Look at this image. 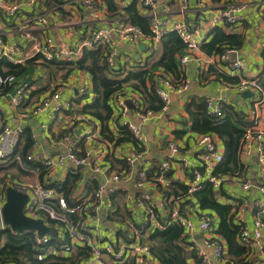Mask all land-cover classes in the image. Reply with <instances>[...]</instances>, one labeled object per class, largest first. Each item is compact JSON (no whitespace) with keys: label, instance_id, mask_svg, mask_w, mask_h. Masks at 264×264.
Wrapping results in <instances>:
<instances>
[{"label":"built area","instance_id":"built-area-1","mask_svg":"<svg viewBox=\"0 0 264 264\" xmlns=\"http://www.w3.org/2000/svg\"><path fill=\"white\" fill-rule=\"evenodd\" d=\"M127 1L119 0V3L125 4ZM36 2L37 0H0V12L7 19H10L15 16L18 9L22 6L32 7ZM79 2L83 9H86L88 16L93 22L101 23L106 21V24H99L98 26L96 24L91 29L86 30L83 36L72 44L56 42L52 36L44 35L29 56H22L19 44L15 41L4 40L0 34V58L3 57L13 64H24L26 59L35 55L40 56L44 60L76 61L82 56L84 49L109 42L111 52L108 54L107 62L113 66L116 55V39L113 38L114 35L117 39L132 45H137L143 40L157 44L163 33L175 31L185 44L184 50L177 58L179 69L184 76L177 83H174L172 77L161 68L154 71L156 80L155 92L162 101L161 108L158 111L144 109L139 95L133 91H129L127 95L133 101V107L129 108L125 103L126 88L122 91L117 90L110 99V103L114 107L113 118L116 120L120 118V123L129 129L133 137L142 146L147 142V136L140 125L128 119L129 112L140 123L165 113L170 104V94L174 92L180 94L189 88L190 80L186 74L188 64L193 62L198 68H201L209 61L194 54L196 50H199L202 40L197 34L196 25L185 19L190 1L177 0L179 4L177 14L181 18L170 19L161 14L162 11L156 0H138L140 8L151 17L150 35H144L137 26L122 20H106L105 8L101 0H79ZM196 4L200 11L205 10L204 13L207 14L206 17L199 19L201 23L205 22L209 27L213 28L217 25H235L240 19V13L247 8L248 1L239 0L228 3L214 9L210 14H208L209 11L204 4V0H196ZM163 8L166 13L171 10L170 4L167 2L163 5ZM69 9L76 11L75 7L69 6ZM50 17L43 14L34 15L31 20L32 28L20 30L22 39L26 42L33 40L34 35L31 30L48 26ZM225 57L226 54H223L219 59H224ZM229 68L233 72L242 68L241 60L237 59L231 62ZM35 80L34 76L27 79L18 78L13 74L0 73V96L7 94L9 96V106L19 107L29 98ZM263 82L264 70L260 75L253 77H238L235 88L239 92L253 91L258 97L256 103L259 104L264 97ZM6 88L11 90L4 92ZM77 92L78 94H84L86 92L85 86L81 85L78 87ZM204 102L208 115L223 116V107L220 101H215L213 97H205ZM71 106V101L62 96V89L58 87L53 92L46 93L38 101L34 102L27 111L22 113V116H36L49 112V115L53 118L58 113H62L63 110L71 108ZM250 116L254 121L256 120L254 111L251 112ZM88 126L90 128L86 131V134L92 135L95 130L94 125L89 124ZM40 127L44 131L47 130L46 124L42 123ZM22 129L21 125L7 123L0 126V160L10 158ZM81 136V131L77 133L76 129L62 136L59 139V143L64 146L63 150L56 152L54 155L37 150V147L33 148L27 155V159L39 163V167L31 169V172L35 175L34 179L30 181L14 180L7 184L18 192L27 195V201L23 206L25 216L33 219H43L46 224L56 229L58 236L67 238L61 253L67 254L75 246H84L90 248V256L87 259H83L79 264H107L110 258L117 262H125L129 258H135L138 264H160L152 257L149 243L143 239L144 234L141 228L142 224L147 220L150 221L152 228H162L163 223L158 220L157 212L164 214L167 211L170 220L183 227L187 240L194 245L197 262L191 260L192 264H217L224 262L225 242L220 235L214 232L215 217L205 211L192 213L188 205H183V203L186 198H192L193 193L201 187L203 180H207L216 191L222 185L231 181L239 182L243 191H249L251 187H255L260 194V197H255L253 200L240 198V202L233 205H235L234 220L240 225L237 240L247 250L245 258L247 263L264 264V219L258 214V211L264 210V127H257L255 124L245 127L240 150V159L244 171L240 177L234 176L232 178L214 173V168L221 162L223 155V149L218 147L217 136L214 134H199L196 137V146L199 148L198 159L201 165L191 171V178L186 182V195L183 198L177 197L174 199L164 196V190L170 184L165 173L171 170L176 158L179 162H187L185 157L180 156V146L174 139L166 143L169 153L159 163V174L155 176L154 181H149L143 168L136 172L132 169V165H134L138 157V153L134 149H127L125 154L122 155L130 167L121 171L112 170L109 163H105L102 160V162L94 164L88 152H85L82 157L76 156L73 153V148ZM34 146H36V143ZM14 160L19 161V156H15ZM65 163L69 165H64ZM253 163L257 165L255 182L252 178L245 175ZM78 166L90 168L94 174L93 177L97 178V180L98 177L103 179L99 181L92 192H86V189L78 190L79 198L74 204L69 205L61 192L47 185L49 183L48 177H51L58 168L65 167L68 170ZM42 170H44L43 180L40 177ZM123 181H132L137 188H144L134 196L135 205L143 211V216L141 221H136V219L132 218L124 222V227L120 228V232H124L125 237L119 235L116 238H104L99 234L101 201L104 195L108 197L114 192L123 191L120 186V182ZM148 188H154L159 197L154 199L155 196ZM4 201L5 193H0V212ZM255 209H257L256 213ZM247 212L254 213L252 228H249L245 220ZM71 215H75V219L70 218L69 216ZM34 233L38 243L48 240L47 234L40 237L36 231ZM253 248L258 250L257 257H254Z\"/></svg>","mask_w":264,"mask_h":264},{"label":"trees","instance_id":"trees-1","mask_svg":"<svg viewBox=\"0 0 264 264\" xmlns=\"http://www.w3.org/2000/svg\"><path fill=\"white\" fill-rule=\"evenodd\" d=\"M211 1L216 3L221 0ZM236 1L224 0V5ZM43 2L48 11H56L59 14L66 12L64 10L66 4L75 7L79 13L83 12L79 0H44ZM101 2L105 8V16L109 21L122 20L137 26L144 35L151 34V17L141 11L138 0H128L125 4H120L119 0H101ZM210 35L208 40H203L200 44V50L207 55L214 54L220 57L227 50L238 49L243 43L242 35L235 32L227 33L219 25L211 28ZM184 47L185 44L175 31H166L157 43V48L152 46L151 52L146 58L138 61V64L131 66L129 69L119 65L117 54L114 57L113 66L109 65L107 57L111 52V45L109 42H104L93 48L84 49L82 56L76 61L44 60L40 56L35 55L26 59L24 64H13L1 57L0 73L13 74L18 78L30 79L35 75L34 69L38 65L46 68L49 81L43 86L40 85L37 89H32L29 99L32 96L38 97L44 92H53L55 89L51 88L53 90H49L51 81L55 82L57 78L65 81L74 70L89 74L91 92L93 94L92 99L81 104L82 99L86 97V93L69 98L72 106L63 110L62 113L68 114L73 119L74 126L68 129H59L57 137L60 139L68 134L75 129L78 123L89 124L92 120H96L99 125V134L103 141L111 144L113 148L129 143L136 153H140L142 146L133 137L129 129L120 123V118L117 120L113 118L114 107L110 103L111 96L117 90L122 91L127 88L128 91L136 92L139 95L144 109L158 111L162 106V101L155 92L156 80L154 71L161 68L172 77L174 83H177L184 76L177 62V58L184 50ZM156 54H158L157 57H155ZM210 70L212 69H208L206 72H211ZM215 73L217 78L224 81L230 83L238 81L236 76ZM58 74L59 76H57ZM10 90V88H6L4 92ZM27 104L25 103L26 106ZM184 110L187 113V122H190V131L196 134H214L220 140L223 155L221 162L214 168V173L226 175L229 178L240 177L244 171L240 159L244 129L246 126L251 125L252 122L243 113L233 110L230 106L223 107L222 117L210 116L206 112L204 98L200 97L191 98L186 102ZM80 116L81 118H79ZM110 121L115 122L114 130L110 128ZM174 133L176 137L180 134L177 130ZM33 145L32 131L30 127L26 126L22 129L19 140L9 158L12 163L9 166L17 169L19 175L22 172H26L23 170L39 167V163L27 159V155L32 150ZM73 153L78 157L85 155L84 139L82 137L75 144ZM15 156H19L20 160H14ZM104 160L109 163L110 168L113 170H127L130 167L123 156L115 157L113 152L106 153ZM157 165L145 170L147 180H155V176L160 172L159 164ZM6 173L8 171L4 173L5 176ZM43 174L44 170L40 172L41 178ZM165 176L170 184L164 190V196L172 197L173 199L177 197L183 198L186 195L187 184L174 180L171 170L167 171ZM11 178L14 181V174H12ZM81 179L80 168L75 167L68 170L63 181H51L47 185L61 192L67 203L71 205L79 198L77 188ZM3 181L4 179L0 178V183L2 182L0 193L4 194L8 183ZM96 181L97 178L95 177L86 181V192H92L96 188ZM228 195L227 190L223 189V185L216 191L207 180H203L201 187L193 193L191 199L186 198L183 205L190 201L195 202L198 206L196 211H205L215 217L214 232L220 235L225 242L226 264H248L245 259L247 250L237 240L240 225L234 220L235 205L231 202L220 200L221 197L224 199L229 198ZM235 200L237 201L236 204H238L240 198ZM113 214L120 217L118 210H115ZM69 217L75 219V215ZM157 217L163 223L162 228H152L149 220L144 222L141 228L144 234L143 239L149 243L152 257L160 264H192L191 260L197 262L196 250L193 243L187 240L183 227L170 220L167 211L163 217L157 212ZM261 217L264 219V212ZM54 231V234H47L48 240L46 242L38 243L33 231L14 232L4 225L3 228H0V264H79L83 259L89 258L90 248L84 246H75L67 254L61 253L67 238L58 236L56 229ZM119 235L126 236L124 232L120 231ZM107 264L138 263L135 258H129L125 262H117L110 258Z\"/></svg>","mask_w":264,"mask_h":264},{"label":"crops","instance_id":"crops-1","mask_svg":"<svg viewBox=\"0 0 264 264\" xmlns=\"http://www.w3.org/2000/svg\"><path fill=\"white\" fill-rule=\"evenodd\" d=\"M39 1L40 0H37L35 5L32 7L22 6L18 9L15 16L10 19H7L0 12V18L2 19H0V34L4 40L10 42L15 41L18 43L22 56H29L34 51V47L38 44V42L43 39L44 35L52 36L56 42L72 44L78 38L83 36L86 30L91 29V27L96 24V26L99 24H106V21H102L101 23L93 22L88 16L86 9H83V7V12L79 13L77 10H70L69 5L67 4L64 6V10L70 16L74 17L75 21L66 22L64 19L59 18L60 14L58 12L48 11L47 7L44 5V0H41L43 5H41ZM156 1L158 2L160 10L162 11L161 14L164 17H168L170 19L181 18V16L177 14L179 9L177 0ZM166 2L170 4L171 10L169 13H166L163 8V5ZM204 4L209 11L208 14H210L214 9L221 7L225 3L224 0L216 3L211 0H204ZM68 11L71 12V14ZM141 11L143 12V9H141ZM204 12L205 10L200 11V9H198L196 0H190L189 10L185 18L192 24L196 25L197 34L202 41H206L210 38V31L212 28L205 22L201 23L199 20L200 18L207 16ZM39 14L51 16L50 23L46 27H37L32 29L31 32L34 35V39L26 42L20 36V30L24 28H32L31 20L34 15ZM106 20L109 19L106 17ZM263 25L264 0H248L247 8L240 13V19L235 25L220 26L227 33L235 32L242 35L243 43L238 49L225 51L226 57L224 59H219V57L214 54H205L199 48V50H196L194 54L209 61L201 68H198L193 62L188 64L186 74L190 80L189 88L180 94L175 92L170 94V104L165 113L158 117L149 119L144 123H140V121L131 112H129L128 119L140 125L148 139L147 142L142 145V151L138 153V157L134 162V165H132L134 172L139 171L142 168L144 170H149L154 166H158L157 164H159L160 161L163 160L169 153L166 143L169 140L174 139L180 146V156L185 157L187 162L182 163L179 162L177 158L175 159L171 168L172 178L184 183L189 181L191 178V171L201 165L198 159L199 148L196 146V137L199 134L190 131V122H187V113L184 110L185 103L191 98L213 97L215 101L218 100L221 102L222 107L230 106L233 110L243 113L244 116L252 122L251 124H255L257 127L261 128L264 127V97L258 104L256 103L258 97H256V94L253 91H248L251 94H244L245 91L239 92L235 88V83L219 79L215 73H224L229 76H236L237 78L260 75V73L264 70ZM113 38L116 39V54L118 62L120 63L119 65L125 69L131 68V66L138 64V61L146 58L149 52H151L152 46L157 48L156 43H152L148 40H143L137 45H132L123 40L117 39L115 35ZM139 44L142 45L141 48L138 47ZM157 56L158 54L155 55V57ZM237 59L241 60L242 68L234 72L230 71V63ZM208 69H212L210 70L211 72H206ZM34 73L36 80L34 81L33 89H37L40 87V80H45L48 75L46 68H42L40 65L34 69ZM59 74L57 76H59ZM53 84L58 85V87L62 89V96L68 99L76 97L78 95L77 88L84 85L86 88V97L85 99H82L81 104L86 101H90L93 97L91 92V78L90 75L85 72L74 70L69 74L65 81H61L59 78H57L55 82L51 81V88H53ZM46 93L47 92L41 93L38 97L32 96L30 99L28 98V102L25 101V103H28L27 106L24 103L19 107L9 106V96L7 94L1 95L0 126L7 123L11 125H21L23 128L26 126L30 127L34 144L36 143V146L33 145L32 149L37 147V150H41L49 155H54L56 152L63 150L64 147L59 143V138L57 137L59 129H68L69 127L72 128L74 126L73 119L65 113H58L56 116L51 118L49 112H44L36 116H22V113L27 111L34 102L38 101ZM128 93L129 92H126V97ZM252 111L256 114L255 121L250 116ZM42 123L47 125V130L44 131L41 129L40 125ZM114 123L115 122L110 121V128L112 130L115 129ZM89 124L94 125L95 128L92 135L86 134V131L90 128L88 126ZM89 124L78 123V125L75 126V129L76 131H81V137L84 139V152L89 153V157L94 164L102 161L108 163L104 160V155L108 152H113L115 157H121L125 154L127 149H133L132 145L129 143L113 148L111 144L103 141L101 138L99 134L98 122L96 120H92ZM175 130L180 132L178 137H176L174 133ZM217 143L218 147L223 149L218 137ZM253 164L250 165V168L245 175L252 178L255 182L257 165H255V163ZM9 165H12L9 158L6 160H0V170H3L4 173L11 171L12 167ZM64 165L69 164L65 163ZM78 168H80L82 179L78 184L77 191L86 189V181L89 178H94V174L90 168ZM68 170H66L65 167L56 169L54 174L51 175V177H48L49 183L51 181H63ZM23 171L26 172H22L17 177H14V180L30 181L34 179L35 175L31 172V170L26 169ZM20 176H23V179H21ZM41 179L43 180V176ZM101 179L103 178L98 177L96 184H98ZM120 186L123 188V191L114 192L113 194L108 195V197L104 195L101 201L99 213V234L104 238H116L119 236L120 228L124 227L123 224L127 219L134 218L136 221H141L143 216V211L135 205L134 196L140 193L144 188H137L134 186L132 181L120 182ZM223 189L227 190L229 198L224 199L221 197L220 200L223 202L228 201L232 204L237 203L235 200L237 198L253 200L255 197H260V194L257 192L255 187H251L249 191H243L239 182L228 181L223 185ZM148 190H151L152 194L155 196L154 199L159 197V194L154 188H148ZM186 205H188V208L192 213H195L198 209L195 202L193 203L190 201L189 203H186ZM115 210L120 212V217L113 214ZM256 210L257 209H255V213L257 212ZM263 212L264 210L258 211V214L262 216ZM253 214L254 213L247 212L245 216V220L249 228H252L253 225ZM163 215L164 214L160 212V216L163 217ZM3 227L4 224L0 219V228ZM102 237H100V239H102ZM252 250L254 257H257L258 250L256 248H253ZM217 264H226V261L224 260V262Z\"/></svg>","mask_w":264,"mask_h":264},{"label":"water","instance_id":"water-1","mask_svg":"<svg viewBox=\"0 0 264 264\" xmlns=\"http://www.w3.org/2000/svg\"><path fill=\"white\" fill-rule=\"evenodd\" d=\"M141 46V44L138 45L139 48ZM248 93V91H245L244 94ZM27 198L26 194H22L10 186L6 187L5 201L0 212L2 223L14 232L36 231L40 237L44 234H54V229L46 224L43 219H33L24 215L23 206Z\"/></svg>","mask_w":264,"mask_h":264},{"label":"rangeland","instance_id":"rangeland-1","mask_svg":"<svg viewBox=\"0 0 264 264\" xmlns=\"http://www.w3.org/2000/svg\"><path fill=\"white\" fill-rule=\"evenodd\" d=\"M248 1V0H247ZM40 2V4L41 5H43V2L40 0L39 1ZM41 9V8H40ZM70 14H71V12H69ZM59 18H62V19H64V21H66V22H72V21H75V18L74 17H72V16H70L67 12H64L63 14H61L60 13V16H59ZM1 19V18H0ZM2 20V19H1ZM49 80H48V77L46 76V78H45V80H40V83H39V85H45V84H47V82H48ZM52 82H54V81H52ZM53 89H56L57 87H58V85H55V84H53ZM53 89H51V87H49V90L51 91V90H53ZM126 92H129L127 89H126ZM125 103H126V105L129 107V108H132L133 107V101L129 98V97H126V99H125ZM18 171L15 169V168H12L11 169V171L10 172H8V173H6V174H9V175H6L5 176V174H4V171L3 170H0V178H3L4 179V181L3 182H5V183H9V182H11L12 180H13V178H11L12 177V174H14V177H17L18 175H19V173H17ZM10 174H11V176H10ZM21 177V176H20ZM21 179H23V176L21 177ZM1 185H2V182L0 183V189H1ZM224 258H226L225 256H224ZM225 260V259H224ZM109 261V260H108ZM107 261V262H108Z\"/></svg>","mask_w":264,"mask_h":264}]
</instances>
